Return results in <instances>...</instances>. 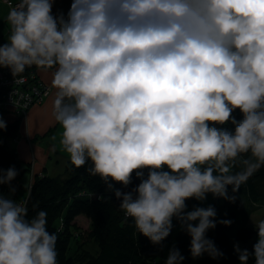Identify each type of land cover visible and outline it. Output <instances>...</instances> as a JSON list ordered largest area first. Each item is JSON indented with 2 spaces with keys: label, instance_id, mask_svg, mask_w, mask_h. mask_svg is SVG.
<instances>
[{
  "label": "clouds",
  "instance_id": "9594fccd",
  "mask_svg": "<svg viewBox=\"0 0 264 264\" xmlns=\"http://www.w3.org/2000/svg\"><path fill=\"white\" fill-rule=\"evenodd\" d=\"M53 3L10 7L0 68L13 76L26 67L55 69L62 149L76 168L90 162L86 171L140 235L160 244L175 218L193 258L221 257L206 233L232 221H217L212 206L186 211V200L212 194L234 203L264 166V0H71L66 15H53ZM227 123L233 131L221 127ZM241 154L250 158L233 172ZM133 173L136 187L115 188H127ZM17 175L0 170V186L14 193ZM47 217L40 210L29 218L23 202L0 195V264H57ZM253 228L252 253L234 245L239 264L250 257L264 264V219ZM183 260L173 247L165 264Z\"/></svg>",
  "mask_w": 264,
  "mask_h": 264
},
{
  "label": "trees",
  "instance_id": "16d2710c",
  "mask_svg": "<svg viewBox=\"0 0 264 264\" xmlns=\"http://www.w3.org/2000/svg\"><path fill=\"white\" fill-rule=\"evenodd\" d=\"M13 115L18 118L6 123V129L0 130V170L15 168L18 175L12 185L16 191L12 193L8 186H0V195L17 203L23 202L28 209L29 218L40 210L48 213V231L57 234V264H149L156 262V257L161 256L166 242H169L170 249L175 247L184 256L182 264H239L234 252V245L239 243H242L241 250L247 249L252 253L257 233L248 225V221L254 207L264 205V166L240 186L235 193L237 199L234 203L223 199L220 206L213 205L217 221H232L229 226L217 223L214 229L206 233V238L212 240L223 255L215 259L207 254L193 258L189 251L190 237L183 229L173 238L168 236L167 241L163 240L158 246L140 235L134 221L125 217L119 209V201L106 190L104 182L86 171L91 166L90 162L76 168L69 161L65 177L36 175L30 186H22L21 178L27 172L28 166H23L16 152L5 143V136L15 132L18 121L22 119V116ZM232 116L237 121L242 119L238 110L233 111ZM221 127L234 130L231 123ZM246 155L248 154H241V157L248 159ZM240 170L241 165L237 161L233 172ZM138 183L133 173L132 183L127 188L120 184H115V188L127 192ZM21 190L25 192L23 198L19 197ZM227 191L229 195H233L231 186ZM195 204V199L186 200L187 207L191 208ZM80 216L88 221L87 237L95 243V252L83 247L79 240L81 229L75 221ZM174 223L177 224L178 221ZM163 263L161 260L160 264ZM248 264H254L253 257L249 258Z\"/></svg>",
  "mask_w": 264,
  "mask_h": 264
},
{
  "label": "crops",
  "instance_id": "0c3cea01",
  "mask_svg": "<svg viewBox=\"0 0 264 264\" xmlns=\"http://www.w3.org/2000/svg\"><path fill=\"white\" fill-rule=\"evenodd\" d=\"M54 70L38 69V76L50 87V92L40 104L31 106L26 116L18 121L15 137L10 141L9 148L16 152L23 166H28L21 178L24 187L30 186L36 175L50 176V173L66 169L69 162L68 154L60 145L62 130L52 110L55 89L51 84V73ZM15 118L18 117L12 112H6L3 121L9 123Z\"/></svg>",
  "mask_w": 264,
  "mask_h": 264
},
{
  "label": "built area",
  "instance_id": "2783aa9c",
  "mask_svg": "<svg viewBox=\"0 0 264 264\" xmlns=\"http://www.w3.org/2000/svg\"><path fill=\"white\" fill-rule=\"evenodd\" d=\"M18 2H16L15 6ZM50 87L42 82L35 66L26 67L22 74L13 76L6 68H0V119L6 112L25 116L26 111L40 104L49 94Z\"/></svg>",
  "mask_w": 264,
  "mask_h": 264
},
{
  "label": "rangeland",
  "instance_id": "374dc122",
  "mask_svg": "<svg viewBox=\"0 0 264 264\" xmlns=\"http://www.w3.org/2000/svg\"><path fill=\"white\" fill-rule=\"evenodd\" d=\"M18 1L19 0H9L8 3H6L3 0H0V44H3L5 42H7V40H8L10 28H9L7 18H6L7 13L9 11L10 7H12L11 5H14ZM42 82L45 83L43 80H42ZM27 111H26V114H27ZM26 114H25V116H26ZM25 116H23V117H25ZM15 133H16V131L10 135L5 136V143H6V146L8 148L11 145L10 141L12 139H14V137H15ZM17 136H18V134H17ZM0 138H1V133H0ZM243 158L244 157H240V158H238L237 161L239 162V160L243 159ZM246 158H250V154L246 155ZM65 170L66 169H63L62 171H56V172L50 173V176H58V177L63 178L67 175V171H65ZM23 196H25V192L23 190H21L19 193V197L23 198ZM222 202H223L222 198H218V197L214 198L212 194H207V197L204 201H197L196 200V204L191 208L187 207L186 210L191 211L195 207H204V208H206L208 206L213 207V205H215V207H217V206H220L222 204ZM243 207L245 208V206H243ZM259 219H264V205H257L254 207V212L251 214V217L248 221L249 222L248 225L253 227V224L256 221H258ZM175 221H177V220L175 218H173L172 230L169 234V236H171L172 238L175 236V234H177L180 230H182L180 223L178 222L176 224V223H174ZM75 223H76L77 227H79L81 229V232H80L81 237L79 238V240H80V242H82V246L87 248V249L94 250L93 252H95L96 251L95 243L91 242V240L87 237L88 221L84 217L80 216L76 219ZM194 223H196V222H194ZM166 239H167V237L164 240L167 241ZM238 245H239V247H241L242 243H239ZM157 246H158V244H157ZM169 250H170L169 242H166V244L164 246V252L161 254V256L156 257V259H157L156 262H150L149 264H156V263L160 264L161 260H163V262H164L163 264H165V260L167 259Z\"/></svg>",
  "mask_w": 264,
  "mask_h": 264
},
{
  "label": "water",
  "instance_id": "95a60500",
  "mask_svg": "<svg viewBox=\"0 0 264 264\" xmlns=\"http://www.w3.org/2000/svg\"><path fill=\"white\" fill-rule=\"evenodd\" d=\"M71 0H54L52 13L53 15L57 13L67 14L70 7Z\"/></svg>",
  "mask_w": 264,
  "mask_h": 264
},
{
  "label": "bare ground",
  "instance_id": "6f19581e",
  "mask_svg": "<svg viewBox=\"0 0 264 264\" xmlns=\"http://www.w3.org/2000/svg\"><path fill=\"white\" fill-rule=\"evenodd\" d=\"M4 2L8 3L9 0H3ZM15 140H17V138H15Z\"/></svg>",
  "mask_w": 264,
  "mask_h": 264
}]
</instances>
